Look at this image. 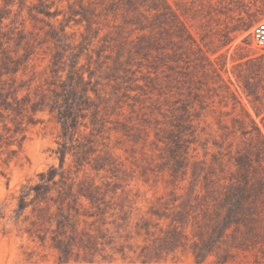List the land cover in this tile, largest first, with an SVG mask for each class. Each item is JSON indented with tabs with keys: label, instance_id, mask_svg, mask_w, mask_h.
<instances>
[{
	"label": "rangeland",
	"instance_id": "obj_1",
	"mask_svg": "<svg viewBox=\"0 0 264 264\" xmlns=\"http://www.w3.org/2000/svg\"><path fill=\"white\" fill-rule=\"evenodd\" d=\"M264 0H0V264H264Z\"/></svg>",
	"mask_w": 264,
	"mask_h": 264
},
{
	"label": "built area",
	"instance_id": "obj_2",
	"mask_svg": "<svg viewBox=\"0 0 264 264\" xmlns=\"http://www.w3.org/2000/svg\"><path fill=\"white\" fill-rule=\"evenodd\" d=\"M253 41L262 49H264V21L255 24L251 30Z\"/></svg>",
	"mask_w": 264,
	"mask_h": 264
}]
</instances>
